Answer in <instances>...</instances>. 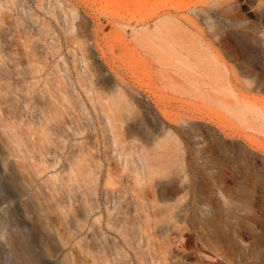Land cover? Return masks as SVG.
Here are the masks:
<instances>
[{"label": "rangeland", "instance_id": "obj_1", "mask_svg": "<svg viewBox=\"0 0 264 264\" xmlns=\"http://www.w3.org/2000/svg\"><path fill=\"white\" fill-rule=\"evenodd\" d=\"M17 253L264 264V0H0V264Z\"/></svg>", "mask_w": 264, "mask_h": 264}, {"label": "bare ground", "instance_id": "obj_2", "mask_svg": "<svg viewBox=\"0 0 264 264\" xmlns=\"http://www.w3.org/2000/svg\"><path fill=\"white\" fill-rule=\"evenodd\" d=\"M107 123H109L108 121H107ZM135 164L137 165H135L136 167V170H138V171H144V169H145V167H146V159L144 158H140V157H137V158H135ZM143 173V172H142ZM16 256H17V258H18V260L22 263V264H37L35 261H33L32 259H30L29 257H24L23 256V254H19V253H17L16 254Z\"/></svg>", "mask_w": 264, "mask_h": 264}]
</instances>
